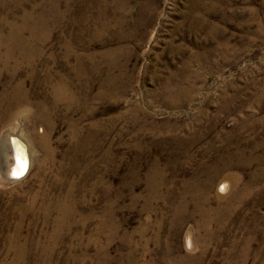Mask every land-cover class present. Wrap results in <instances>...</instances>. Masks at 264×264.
I'll return each instance as SVG.
<instances>
[{
	"label": "rangeland",
	"instance_id": "obj_1",
	"mask_svg": "<svg viewBox=\"0 0 264 264\" xmlns=\"http://www.w3.org/2000/svg\"><path fill=\"white\" fill-rule=\"evenodd\" d=\"M11 129L0 264H264V0H0Z\"/></svg>",
	"mask_w": 264,
	"mask_h": 264
},
{
	"label": "bare ground",
	"instance_id": "obj_2",
	"mask_svg": "<svg viewBox=\"0 0 264 264\" xmlns=\"http://www.w3.org/2000/svg\"><path fill=\"white\" fill-rule=\"evenodd\" d=\"M11 60V59H10ZM10 60H9V62H10ZM5 63H7V62H5ZM4 64V63H3ZM19 65V67H20V64H18ZM6 66V65H5ZM60 76V75H59ZM47 80V79H46ZM62 83V82H61ZM21 85V84H20ZM60 90H62V87H61V85L59 86V87H57V89L55 90L56 91V94L57 95H61V94H58V92L60 91ZM18 91H19V89H18ZM21 92V91H20ZM17 94H18V92H17ZM19 95V94H18ZM23 95V94H22ZM57 95H56V97H57ZM26 96V95H25ZM12 97V96H11ZM13 97H14V95H13ZM19 97V96H18ZM27 97V96H26ZM61 96H59V98H60ZM4 98H6V97H4ZM8 98V97H7ZM22 98V97H21ZM9 99V98H8ZM13 99V98H12ZM11 100V99H10ZM26 100V99H25ZM53 100V99H52ZM9 101V100H8ZM24 101V100H23ZM17 102V101H16ZM15 102V103H16ZM22 102V101H21ZM8 104H10V103H8ZM19 104V103H18ZM47 105V104H46ZM22 106V105H21ZM10 107V106H9ZM11 107H12V105H11ZM18 107V106H17ZM39 107H41V108H43V106H39ZM15 109V108H14ZM12 110V109H11ZM39 110V112H40V109H38ZM41 112H42V110H41ZM44 114V113H43ZM33 115H35V114H33ZM42 115V114H41ZM39 115H36V116H33V118H34V121H35V118H39L38 117ZM41 118V117H40ZM19 130L17 129V132L15 131L14 132V130H7V131H4L3 133H2V135L0 136V176H1V179H2V182L3 183H5V184H8L9 182H16V181H21L22 179H24L26 176H27V174H28V172H29V169H30V166H29V169H28V172H27V174L24 176V177H20L18 180H14V181H11V180H8V178H7V176H6V173H7V171H8V168H9V165L11 164V161H10V155H11V149H10V143L8 142V139H6L5 138V135H7L8 133H10V134H13L14 136H17V137H19L20 139H22L25 143H26V141L22 138V136H21V132H18ZM27 144V146L28 147H30L29 146V144L28 143H26ZM31 155H32V152H31V148H29V157H30V163H31ZM225 187V186H224Z\"/></svg>",
	"mask_w": 264,
	"mask_h": 264
},
{
	"label": "water",
	"instance_id": "obj_3",
	"mask_svg": "<svg viewBox=\"0 0 264 264\" xmlns=\"http://www.w3.org/2000/svg\"><path fill=\"white\" fill-rule=\"evenodd\" d=\"M5 138L8 139V142L10 143V161L11 164L9 165L8 171L6 173V176L8 180L14 181L18 180L20 177H24L29 169L30 166V157H29V147L27 144L20 139L17 136H14L13 134L8 133L5 135ZM20 160H26L27 162V168L26 171L22 175H16L14 173L17 172L18 168V161Z\"/></svg>",
	"mask_w": 264,
	"mask_h": 264
},
{
	"label": "snow or ice",
	"instance_id": "obj_4",
	"mask_svg": "<svg viewBox=\"0 0 264 264\" xmlns=\"http://www.w3.org/2000/svg\"><path fill=\"white\" fill-rule=\"evenodd\" d=\"M27 168V162L26 160H20L18 161V168H17V172L14 173L16 175H22L24 173V171H26Z\"/></svg>",
	"mask_w": 264,
	"mask_h": 264
}]
</instances>
